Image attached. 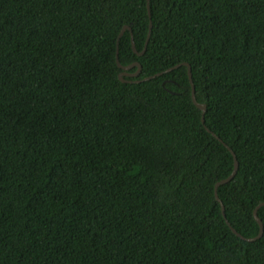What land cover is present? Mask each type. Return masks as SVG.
Listing matches in <instances>:
<instances>
[{"label":"trees","instance_id":"trees-1","mask_svg":"<svg viewBox=\"0 0 264 264\" xmlns=\"http://www.w3.org/2000/svg\"><path fill=\"white\" fill-rule=\"evenodd\" d=\"M148 1L0 0V264H264V0Z\"/></svg>","mask_w":264,"mask_h":264},{"label":"water","instance_id":"water-1","mask_svg":"<svg viewBox=\"0 0 264 264\" xmlns=\"http://www.w3.org/2000/svg\"><path fill=\"white\" fill-rule=\"evenodd\" d=\"M146 1H147L148 15H149V18H150L149 1H148V0H146ZM125 29H129V27L125 25V26H123V28L121 29V31H120V33H119V35H118V37H117V40H116V54H115V57H116V64H117L118 68L121 69V72H119L118 78H119L121 81H123V82L127 81L126 79L123 78L124 76H136V75L140 72V70H141V65H140L139 62H133V63L128 64V65H121V64L119 63V60H118V40H119L120 36L122 35V33L125 31ZM150 30H151V21H149L148 34H147V38H146V41H145L144 48H143L142 51H140V52H138V51L136 50V48H135V46H134L133 37H132V34H131V37H130V39H131V47H132V50H133L137 55H142V54H143V52H144V50H145V47H146V44H147V42H148L149 36H150ZM180 65H184V66L187 67L188 79H189V81H190V85H191V87H190V89H191V99H192L193 104H194L197 108H199V109L202 111L201 120H202V122H204V118H203V116H204V111H205V109H206V106H205V103H204V104H203V103H199V102L196 100L195 92H194V89H193L194 84H193V81H192V78H191V68H190L189 63H187V62H181V63H178V64H176V65H174V66H172V67H169V68L165 69L164 71H161V72L155 73V74H153V75H150V76L144 77V78H142L141 80H149V79L154 78V77H156V76H160L161 74H163V73H167V72L171 71L172 69L179 67ZM132 67H136V71H135V72H132V73L127 72V71H128L130 68H132ZM207 130L210 131L208 128H207ZM212 134H213L214 136H216L214 133H212ZM216 137H217V136H216ZM217 138H218V137H217ZM218 139H219V138H218ZM219 140H220V139H219ZM225 146L231 151V153H232V155H233V159H234V169H233V171H232L231 174L227 175L225 178L219 180V181L215 184V187H214V190H215V198H216V200L219 201L220 203H221V201H220V199L218 198V195H217V187H218L220 184L226 183V182H228L230 179H232V176L236 173V170H237V167H238V162H237V159H236L235 154L233 153V151H232L227 145H225ZM263 204H264V202L259 203V204L256 206V208L254 209V211H253L254 219H255V220L257 221V223L259 224V233H258V235L255 236V237L246 238V237L242 236L241 234H239L235 229H232L233 232L236 233V235L240 236L242 239H245V240H247V241H253V240H256V239H258V238L261 237V235H262V233H263V223H262V221L260 220V218L257 216V209H258V207H260V206L263 205ZM221 210H222V214H223V216H225V214H224V206H223L222 203H221Z\"/></svg>","mask_w":264,"mask_h":264}]
</instances>
